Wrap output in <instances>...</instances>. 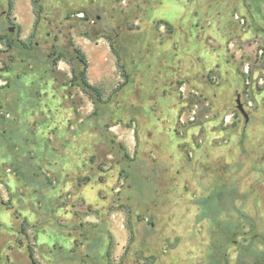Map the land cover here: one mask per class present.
Returning a JSON list of instances; mask_svg holds the SVG:
<instances>
[{
	"label": "rangeland",
	"instance_id": "rangeland-1",
	"mask_svg": "<svg viewBox=\"0 0 264 264\" xmlns=\"http://www.w3.org/2000/svg\"><path fill=\"white\" fill-rule=\"evenodd\" d=\"M263 15L264 0H0V264H210L201 201L218 186L219 219L263 218ZM74 47L99 107L70 82Z\"/></svg>",
	"mask_w": 264,
	"mask_h": 264
},
{
	"label": "trees",
	"instance_id": "trees-1",
	"mask_svg": "<svg viewBox=\"0 0 264 264\" xmlns=\"http://www.w3.org/2000/svg\"><path fill=\"white\" fill-rule=\"evenodd\" d=\"M259 15V14H258ZM262 19H264V15L260 16ZM9 44H11L9 42ZM54 52L50 53V56ZM55 53H57L56 59H64L70 62V60L65 56V54L61 50H56ZM71 59H74L76 66H73L71 68V79L70 82L77 86L81 91H83L85 94H87L90 99L92 100L93 104L96 107H99V103L102 101V93L98 86L92 84L89 82L87 76H86V69H87V62L86 58L81 52V50L78 47H74L73 51L69 53ZM81 65V68L78 66ZM122 156H124L126 159L129 158L128 154L126 152H121ZM128 163H126V166ZM126 169L124 168V171ZM127 172V171H125ZM231 191H226L223 187L219 186L214 190L213 194L203 198L201 203H203L206 208L210 211H212V217L215 223L217 224L218 228V242L216 241L215 244L209 254V262L210 264H226L224 259H226L224 255V248L226 241L229 240V228H231L229 220L228 219H219L220 212L224 211V208H222V204L224 197L226 194H230ZM232 195V194H231ZM230 196V195H229ZM215 200L217 203L211 204L212 201ZM200 201V200H199ZM233 230H235V225L233 226ZM98 246H101V243L98 239H92L91 242H88L86 245V249L90 252H93L96 250ZM90 254H86L85 257H88ZM28 256L32 263L36 264V260L33 256V251L31 249H28ZM243 259V258H242ZM250 264V263H247Z\"/></svg>",
	"mask_w": 264,
	"mask_h": 264
},
{
	"label": "flooded vegetation",
	"instance_id": "flooded-vegetation-1",
	"mask_svg": "<svg viewBox=\"0 0 264 264\" xmlns=\"http://www.w3.org/2000/svg\"><path fill=\"white\" fill-rule=\"evenodd\" d=\"M236 199L237 197H231V200ZM236 209L234 204H229L228 211L234 212L237 220L232 217L228 218L231 228L228 231L229 240L226 241L224 248L226 264H229L227 251L230 247L234 248L236 252L235 264H245L242 262V258H249L248 260L251 258L250 264H264V229L260 228L264 224V217L256 216L252 218ZM234 225L235 230H233ZM214 245H216L215 242Z\"/></svg>",
	"mask_w": 264,
	"mask_h": 264
},
{
	"label": "water",
	"instance_id": "water-1",
	"mask_svg": "<svg viewBox=\"0 0 264 264\" xmlns=\"http://www.w3.org/2000/svg\"><path fill=\"white\" fill-rule=\"evenodd\" d=\"M9 30L11 31L12 28L10 27ZM235 102H236V106H237L238 110L243 114V116H244L245 118H247V114H246V112H245V110H244V108H243L242 103L240 102L239 95H237V97H236V99H235Z\"/></svg>",
	"mask_w": 264,
	"mask_h": 264
}]
</instances>
